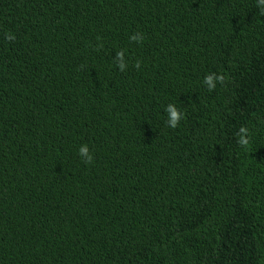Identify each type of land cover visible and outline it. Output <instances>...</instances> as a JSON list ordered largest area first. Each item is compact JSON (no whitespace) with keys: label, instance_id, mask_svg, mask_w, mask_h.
<instances>
[{"label":"trees","instance_id":"trees-1","mask_svg":"<svg viewBox=\"0 0 264 264\" xmlns=\"http://www.w3.org/2000/svg\"><path fill=\"white\" fill-rule=\"evenodd\" d=\"M0 264H264L256 0H0Z\"/></svg>","mask_w":264,"mask_h":264},{"label":"clouds","instance_id":"clouds-1","mask_svg":"<svg viewBox=\"0 0 264 264\" xmlns=\"http://www.w3.org/2000/svg\"><path fill=\"white\" fill-rule=\"evenodd\" d=\"M257 11L260 16H264V0H256ZM5 39L14 40L15 36L11 33L5 34ZM99 39V38H98ZM130 42H135L140 44L143 42V34L140 32L133 33L129 36ZM102 47V45H100ZM116 67L119 71L124 72L128 67L125 61V52L123 50L117 51L115 53V58L113 59ZM134 67L139 69L141 67V62L136 61ZM224 77L215 73L208 74L204 77L203 83L207 86L209 91L213 90L218 83H223ZM164 111L167 114L166 124L169 128L175 129L183 118V112L179 110L175 104L169 103L165 106ZM248 129L241 127L238 132L237 143L244 147L248 144ZM77 155L81 158L82 162L86 165H90L93 162V155L89 149L88 144H81L77 150Z\"/></svg>","mask_w":264,"mask_h":264}]
</instances>
